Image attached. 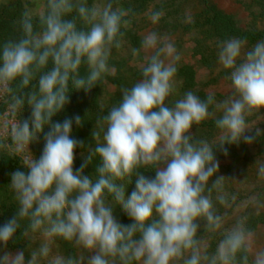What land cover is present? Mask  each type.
<instances>
[{
  "label": "clouds",
  "instance_id": "obj_1",
  "mask_svg": "<svg viewBox=\"0 0 264 264\" xmlns=\"http://www.w3.org/2000/svg\"><path fill=\"white\" fill-rule=\"evenodd\" d=\"M163 15V10L155 11L150 19L155 23ZM125 16L112 0L91 5L88 0H47L38 31L26 11L19 21L20 38L0 46V92L13 93V82L25 89L36 80L31 91L11 95L14 114L25 103L32 109L30 120L12 126L13 141L29 145L46 125L50 128L40 158L24 160L27 172L11 173L18 212L0 226L5 246L24 219L44 240L27 261L23 251L5 252L0 264H83V257L52 255L56 237L91 253L87 264H264V249L254 247L248 216L226 227L216 206L231 207L236 196L226 191V177L217 175L214 152L219 149L227 156L226 144L250 145L264 135L248 122L264 114V40L250 48L236 37L218 41V63L230 73L232 93L226 99L217 101L213 94L201 99L188 91L169 105L166 101L176 91L177 66L168 59L173 45L156 32L148 33L142 46L152 51L142 66V79L121 89L119 104L101 118L106 126L103 142L93 131L95 147L74 171L75 149L83 144L71 134L73 122L79 126L81 118H52L70 103V86L90 91L111 72L112 49L121 47V29L131 23ZM77 21L85 27L79 28ZM179 59L177 54L174 60ZM85 64L88 73L82 76ZM210 106L222 113L215 120L219 136L213 142L197 139L192 131L214 115ZM94 156L100 158L95 180L83 174ZM256 164L264 179V162ZM141 167H151L155 176L144 175ZM133 177L135 189L126 196L125 184L117 181L127 178L130 183ZM109 197L131 223L117 220ZM251 200L264 206L256 197ZM201 223L210 238L220 236L214 251L199 235Z\"/></svg>",
  "mask_w": 264,
  "mask_h": 264
},
{
  "label": "trees",
  "instance_id": "obj_2",
  "mask_svg": "<svg viewBox=\"0 0 264 264\" xmlns=\"http://www.w3.org/2000/svg\"><path fill=\"white\" fill-rule=\"evenodd\" d=\"M243 6L250 17L247 22L235 20L229 13L218 8L212 0H112L114 8L119 7L126 13L125 18L131 23L122 28L124 33L120 48H113L109 59L111 72L106 74L90 91L73 90L70 86V103L56 114L53 122H63L66 118L79 115L81 124L77 126L73 122L72 138L82 142L83 147L75 149L74 171L85 163L88 152L95 147L96 141L93 138V131L99 132L103 137V130L106 127L101 120L111 107L119 104L122 99L121 89L131 87L142 78L141 70L131 64V50L142 47L143 38L146 32H156L166 42L173 45V50L185 53L179 63H176V78L180 82L178 97H183L188 91L194 92L201 99H205L208 94H213L217 101H222L231 95V81L227 79L229 71L222 68L217 58L218 41L236 37L246 41V48H250L260 40H264V0H231ZM97 0H88V3ZM100 2V0H99ZM107 0L104 1L106 3ZM47 0H44L43 12L46 10ZM33 6L31 0H6L0 3V46L9 39H19L22 35L19 21L24 12H30ZM163 10L164 15L158 22L148 20V17L155 11ZM73 16L75 13L72 14ZM33 16V24L39 30L37 15ZM72 18V17H67ZM79 28L85 25L77 21ZM128 50V57L115 56L119 49ZM49 63V68L51 67ZM87 65H82L80 74L86 76ZM19 81L11 85L13 93H2L0 97V117L5 113L14 119L15 123L31 118L32 109L25 103L24 108L15 114L10 109L11 95L21 94L31 91L36 80H33L28 88L19 89ZM173 100V101H175ZM172 101V102H173ZM171 102V103H172ZM170 103V104H171ZM169 104V105H170ZM213 116L206 119L200 125L193 126V134L197 139H206L213 142L219 136V130L215 126V120L222 114L214 106H210ZM98 121H100L98 123ZM248 122L251 127H259L264 130V114H257L249 117ZM50 131L49 126H45L41 133L37 134V139L25 144L28 152L23 156L20 149L10 151L9 143L0 139V226L5 224L18 212V203L15 193L10 186L11 173L16 170L27 172L23 166L24 160L33 156L39 159L44 146V136ZM103 142V141H100ZM228 155L225 156L219 149L214 150L219 162L217 175L225 176V189L230 195H235L236 200L231 202V207H223L217 204L219 211L225 215V226L229 227L235 219L241 215L248 216L247 226L253 232L264 227V206L257 207L251 200L256 197L260 205H264V179L258 175L256 161L264 162V135H261L252 144H245L241 141L237 144H226ZM100 158L94 156L91 164L85 170L84 175L97 179L98 174L95 168L99 165ZM151 167H141L140 172L148 177H154L155 172ZM117 183L125 184V195L129 196L135 189L136 179L133 177L129 183L126 178ZM108 202L113 205L114 215L117 220L125 225L131 223L130 218L108 198ZM27 219L20 221V228L15 233L11 241L5 246L0 243V247L5 251H23L27 253L28 235L32 232L28 227ZM204 225L201 223L200 236L210 245L209 250L214 251L220 239L219 235L210 238V233L203 231ZM59 245L65 257H76L77 246L74 242L65 241L62 238H53Z\"/></svg>",
  "mask_w": 264,
  "mask_h": 264
},
{
  "label": "rangeland",
  "instance_id": "obj_3",
  "mask_svg": "<svg viewBox=\"0 0 264 264\" xmlns=\"http://www.w3.org/2000/svg\"><path fill=\"white\" fill-rule=\"evenodd\" d=\"M4 1L6 0H0V3ZM31 1L33 3V6L30 7V10H29L30 13L32 15L39 16L41 13H43L44 0H31ZM104 1L105 0H100V2L102 3H104ZM212 1L217 5L218 8L229 13L237 21L247 22L250 18L248 16V12L245 10L243 6H240L231 0H212ZM148 20H151L150 17H148ZM150 32L152 31H149V32L147 31L146 35ZM164 40L166 39L164 38ZM133 50L134 49L130 51L132 54L130 57L131 58L130 63L134 64L136 67H138L139 70H141L142 66L146 63V57L151 55L152 50H146L143 48V46L140 47L139 49H136L138 51L135 54ZM128 54H129L128 50L125 48H122L116 52L115 56L126 58L128 57ZM177 54L180 56L179 61L174 60ZM184 57H186L185 53H179L173 50L172 54L168 57V59L175 63H179ZM175 82H176L175 83L176 91L172 96L168 98V100L166 101L167 104H170L173 100H175L178 97V89L180 86V82L176 77H175ZM0 93H3V92H0ZM14 124H15V121L14 119L11 120V116L9 115V113H5L4 115L0 117V139L9 143L10 151H17L20 149L21 151H23L22 155L25 156L24 154L28 152V149L26 148V146L24 145L21 146L17 144L16 142L13 141L11 137V128ZM100 141H103V137H100ZM253 233H254V247L257 249H264V227H259V229H257ZM27 239H28V245H27V253L25 256L26 261L30 257V252L39 248L40 244L44 240V237L39 232H36V233L31 232L28 235ZM51 247H52V253H51L52 255H62L65 257L59 245L54 240L52 241ZM5 252L11 253L13 255L17 253L16 251L2 250L0 247V256H2ZM89 255H91V253H88L86 250L80 247H77L75 258L83 257L84 258L83 264H87V257ZM41 264H47V261L41 260Z\"/></svg>",
  "mask_w": 264,
  "mask_h": 264
},
{
  "label": "built area",
  "instance_id": "obj_4",
  "mask_svg": "<svg viewBox=\"0 0 264 264\" xmlns=\"http://www.w3.org/2000/svg\"><path fill=\"white\" fill-rule=\"evenodd\" d=\"M2 96V93H0V97ZM11 120H13V118L11 117Z\"/></svg>",
  "mask_w": 264,
  "mask_h": 264
}]
</instances>
